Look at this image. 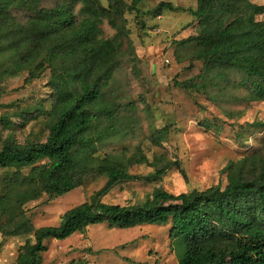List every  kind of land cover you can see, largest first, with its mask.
I'll return each instance as SVG.
<instances>
[{"label": "trees", "instance_id": "trees-1", "mask_svg": "<svg viewBox=\"0 0 264 264\" xmlns=\"http://www.w3.org/2000/svg\"><path fill=\"white\" fill-rule=\"evenodd\" d=\"M45 1L52 7H41ZM141 2L131 0L125 8L121 0H109L108 7L100 0H0V83L25 73L27 84L49 72L51 90L48 109L35 104L25 111L43 119L45 140L19 143L7 134L0 141V169L6 170L0 180V236L33 239L18 249L15 264H42L46 240L62 241L103 224L121 230L168 225L177 264H264V160L229 163L225 187L172 195L160 180L175 163L162 157L149 162L139 149L128 155L121 143L132 126L110 91L126 37L117 19L137 11ZM13 10L28 15L21 21ZM166 10L175 9L161 2L151 13ZM189 13L197 34L176 44L202 69L183 88L214 103L239 88L247 92L246 102L264 101V6L196 0ZM104 21L116 30L111 38L104 37ZM232 75H239L238 83ZM2 121L9 130V119ZM136 165L153 168L151 197L136 205L102 202L115 186L140 179L130 174ZM91 177L106 179L100 191L67 210L58 226H33L29 203L45 196L56 200Z\"/></svg>", "mask_w": 264, "mask_h": 264}, {"label": "rangeland", "instance_id": "rangeland-1", "mask_svg": "<svg viewBox=\"0 0 264 264\" xmlns=\"http://www.w3.org/2000/svg\"><path fill=\"white\" fill-rule=\"evenodd\" d=\"M125 8L131 0H121ZM264 6V0H246ZM108 7L109 0H100ZM161 2L171 3L174 11L160 16L153 12ZM52 2L41 3L51 8ZM196 0H142L137 11H125L118 24L124 27L121 53L110 91L121 116L131 120L132 131L121 140L130 155L140 150L152 162L162 157L175 163L161 177L160 186L167 193L179 195L202 191L217 184L225 187V168L243 160H264V101L246 102L243 88L228 90L214 103L195 89L185 90L184 82H195L202 64L189 62V54L177 42L195 36L197 23L189 13ZM23 21L28 15L13 10ZM102 29L105 38L116 34L107 21ZM181 59V63L177 62ZM26 74L0 83V141L12 134L19 143L43 142L47 134L42 118L27 115L35 104L49 108L51 90L49 72L25 84ZM239 82V75L230 77ZM9 119L8 130L3 119ZM166 131V135L161 132ZM120 150V145H113ZM29 170H25L27 175ZM6 170L0 169V180ZM153 168L136 165L130 174L140 179L112 188L102 202L136 205L150 198L155 181ZM106 183L104 177H91L79 188L49 201L47 196L26 206L35 228L56 227L69 209L87 201ZM169 226L144 225L130 229L94 225L84 234L65 240H46L42 264H177V253L169 238ZM32 236H0V264H15L18 249Z\"/></svg>", "mask_w": 264, "mask_h": 264}]
</instances>
